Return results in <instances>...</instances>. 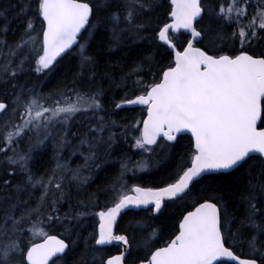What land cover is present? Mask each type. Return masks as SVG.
<instances>
[{
	"label": "snow or ice",
	"instance_id": "1",
	"mask_svg": "<svg viewBox=\"0 0 264 264\" xmlns=\"http://www.w3.org/2000/svg\"><path fill=\"white\" fill-rule=\"evenodd\" d=\"M160 7V0H0V97L12 90L9 103L0 101V264H69L82 237L81 259L72 264H97V259L99 264H128L129 257L136 260L141 245L148 254L140 264H258L257 257L264 264V50H252L264 42V0H230L207 11L202 0H170L171 22L157 25V32L151 24ZM181 29L190 38L178 46L175 34ZM150 30L154 36L146 35ZM126 34L150 45L158 40L174 58L157 68L155 53L147 52L127 71L105 64L113 71L100 73L101 62ZM92 44L94 53L89 51ZM73 54L79 57V70L47 93L41 85L20 82L33 61L34 71L48 77L59 66L58 58L71 59ZM116 68L121 69L118 78ZM117 90L124 95L115 109L143 106L146 118L124 125L108 118L104 98ZM78 116L87 128L82 135H71L79 136L88 155L73 169L61 162L59 149L70 142V125ZM116 127L125 141L130 132H139L132 147L149 159L133 163L122 157L115 177L73 204L71 189L79 194L95 180L83 173L109 162L97 163L102 159L99 149L106 145L105 156L111 155ZM182 133L191 134L188 154L179 157L163 186L130 187L129 173L138 178L154 166V146L168 149L155 161L157 167L167 166L175 147L168 142L178 143ZM54 136L56 166L37 175L34 157ZM241 169L235 186L193 196L206 174ZM237 192L239 215L229 211ZM100 195L104 204L92 212ZM187 197H193L192 210L183 214L178 230L162 247L153 250L154 236L145 233L158 229L144 218L133 216L121 234L115 231L118 218L128 212L159 214L166 201ZM65 203L68 210L61 214ZM89 217L98 218V227L83 236ZM113 244L119 254L105 260L101 249ZM237 248L241 253L247 249L248 258Z\"/></svg>",
	"mask_w": 264,
	"mask_h": 264
},
{
	"label": "trees",
	"instance_id": "2",
	"mask_svg": "<svg viewBox=\"0 0 264 264\" xmlns=\"http://www.w3.org/2000/svg\"><path fill=\"white\" fill-rule=\"evenodd\" d=\"M160 2H161V7L156 12L153 13V19H152V24H151V28H155L156 31H158L159 29L157 25L161 27L163 23L167 21V17H168L167 13L170 11L169 0H160ZM221 2L225 3V6H226L227 3L230 2V0H202L203 7L205 8L206 11L212 8L218 9ZM252 3L255 4V0H252ZM249 11H251V9H249ZM18 23H19L18 20L14 21L13 22L14 25L12 24V28L16 29ZM226 30L228 32H231V28H227ZM107 35L108 33H105L106 37ZM146 35L154 36L155 33L150 30L148 33H146ZM122 38H121L120 45L114 48L113 51L108 53L106 57L104 58V60L101 62V65L99 68L100 73H103V71H113V69L111 68H105L104 67L105 64H112V65L119 64L123 67L124 71H127L128 68L133 64L134 61L138 59L139 56L147 52L155 53L156 61H157V64H156L157 68L166 66L169 60L173 59V55H169L171 51L167 49V46L161 44L158 40H155L154 43L150 45L148 41L137 40L128 34L124 35ZM188 38H189L188 34H185L184 32H179L178 34L175 35V40L178 46L180 44L186 45V40ZM82 42L83 41H81V43ZM197 46H201V45L197 44ZM76 50L78 51V46H76ZM94 50H95V44H92L89 51L94 53ZM180 50H182V48ZM252 50L253 51L264 50V42L257 43ZM59 61L60 63L55 73L49 75L48 77H45L43 74L36 73L34 71L35 62L33 61L32 70L26 71L24 74H22L20 76L21 79L19 78L20 82L21 83L27 82V86L29 87L32 86L33 84L41 85L43 92L47 93L49 90L56 88L57 85L61 81H64L66 77L68 80H71L72 75L79 70L78 69L79 57L76 56L75 54H73L71 59L65 58V59H59ZM114 71H115V75L118 78L119 75L121 74V69L116 68ZM133 79H135V77ZM145 79L150 82L151 75L146 76ZM81 83L83 84L87 83V74H85L84 80ZM80 86H81L80 84L77 85V87H80ZM104 87L108 88L107 81L104 82ZM112 93H113L112 91H108L107 95L104 98L105 112L111 113L110 117L108 118L113 119V120L115 119L118 122V125L135 124L137 120H140V121L143 120L145 116L146 108L144 107H133V108L125 107L124 109H115L114 104L117 103V101H120L121 95L122 94L124 95V91L117 90L115 95ZM11 98H12V90L9 87L7 97H0V100L6 103H9ZM101 114H105V113H101ZM85 125L87 126V124L84 122V117L78 116L76 120L73 121L70 125V132H69V137H68L70 144L68 143L65 145L66 147L64 146L62 149H59L61 162L67 163L69 167L73 169L84 164L83 162L84 154L88 155V151H87V146L84 145L83 147L80 148L82 151L81 154L79 151H78L79 153L76 152V150L79 149V147H77L78 146L77 141H79V138L77 136L73 137L71 133H78L80 135L81 133H83V130L84 131L86 130L85 128L87 127ZM260 126L264 127V125H260ZM140 127H141V124H140ZM112 131L117 133V139H116L115 145H113V148L111 150V155L105 156L106 145H102V147H100L99 149L100 157L103 160L107 159L109 162L106 164H103V168L100 170H97L95 169V167H93V170L91 172H88V171L84 172V175L94 176L95 180L94 182L85 186L83 191L80 192L79 194H77L75 187L71 189L73 204L76 203L77 199H86L88 193L95 192L99 186L109 182L113 178V176H116L120 169L119 161L122 157L127 156L131 158L132 162L139 161L140 159H149L147 154H143L141 150L132 147V145L135 143L134 138L135 136L139 135V132H130L127 141H125V139H123V136L119 135L121 131L120 127L113 128ZM107 135L108 133L105 132L104 133L105 138L107 137ZM54 139L55 137L47 140L45 142V146L37 152L38 154L35 155V158L33 160L34 162H32V168L37 175L44 174L46 171H49L56 166L55 157L57 153L56 152L57 146H56V149L53 147ZM178 141H179L178 143L168 142V143L175 144V147L172 150L171 157L167 161H165L167 166H164L162 164L157 167L155 166V161L163 158L165 153L168 152V149L164 148L162 150L159 145L154 146L155 152L150 158L154 166L151 167L150 170L147 172L139 173L138 178H131V174H129V177H130L128 179L129 186L131 187L133 184H139L142 187L163 186L161 182L164 180H167L169 178V175L175 171L176 164H177L179 157L181 155L188 154L190 137L187 135H180L178 136ZM25 142H26V139L23 142V144H25ZM73 142L77 146H74ZM68 145H70L69 148H68ZM0 147H2V145H0ZM102 159L98 160L97 163H103ZM242 172H243V169H241L240 171H232L231 174L229 173L206 174L205 177L201 179L200 183L195 185L193 189V196H205V197L210 196L213 194V189L217 186H225V185L235 186L236 179L237 177L241 176ZM0 174H2V171H0ZM201 189H206V190L202 191ZM36 195H39V192H37ZM192 198L193 197H187L185 201H166V205L164 208H162L161 213L155 214V215L150 214L147 211H139L136 213L128 212V214L123 216L122 219L118 218V226L116 227L115 231L116 233L121 234L122 229H124L128 225V221L133 216H135L137 219L144 218L148 224L158 229L157 233H152L151 230H149L148 233H145V235L154 236L153 250L155 247H162L164 246L165 242L169 241L174 236L175 232L178 230V224L183 214H185L187 211H189L192 208L191 207ZM233 200L235 202L230 204L229 211L236 212L237 215H239L242 212V209L240 208L238 204L239 192L234 194ZM104 201H105V196L100 195L99 206L91 209V211L95 212L97 210H101V207L104 204ZM67 209H68L67 203L63 204L61 207V214L67 211ZM96 227H97L96 217H89L87 220V227L83 231V236H87ZM48 231H50V234H54V235L57 234L56 230H48ZM83 250H84V244H83V237H82L80 243L76 246L73 254L68 258L69 264H72L73 261L80 260ZM101 251L103 253V258L105 259L106 257L110 255L119 253L120 248L117 247L115 244H113V245L104 247L103 249H101ZM236 251L237 253L246 257L244 253L247 252V249L244 250V253H241V250L239 248H237ZM146 254H148L147 250L142 245L140 247H136V251L134 255L137 258L135 261H133L132 257H129L128 264L140 262V259L143 258ZM84 259L88 260L90 259V257H84ZM257 261L259 263L258 257H257ZM97 264H99V259H97Z\"/></svg>",
	"mask_w": 264,
	"mask_h": 264
},
{
	"label": "bare ground",
	"instance_id": "3",
	"mask_svg": "<svg viewBox=\"0 0 264 264\" xmlns=\"http://www.w3.org/2000/svg\"><path fill=\"white\" fill-rule=\"evenodd\" d=\"M167 23L169 22V20H168V17H167V21H166ZM165 22V23H166ZM14 25V24H13ZM163 26V25H162ZM161 26V27H162ZM159 30V29H158ZM158 32V31H157ZM180 32H183V31H180ZM185 33V32H184ZM178 34V33H177ZM186 34V33H185ZM176 35V34H175ZM188 36H189V38H190V35L188 34ZM123 39V38H122ZM127 41V40H126ZM128 42V41H127ZM160 42V41H159ZM161 43V42H160ZM162 44V43H161ZM166 46V45H165ZM170 50V49H169ZM104 72V71H103ZM21 79V78H20ZM40 82H42V81H40ZM119 92V91H118ZM113 94V93H112ZM123 95V94H122ZM122 95H121V97H122ZM2 102H4V101H2ZM113 102V101H112ZM118 102V101H117ZM6 103V102H5ZM105 103V102H104ZM107 107V106H106ZM112 107V106H111ZM109 108V107H108ZM107 108V109H108ZM129 108H133V107H129ZM113 109V108H112ZM114 110V109H113ZM115 120V119H114ZM81 122H82V120H81ZM79 123V122H78ZM79 126H80V124H79ZM86 126V125H85ZM78 127V126H77ZM86 129V128H85ZM62 131V130H61ZM60 131V132H61ZM84 131V130H83ZM136 135V134H135ZM134 135V136H135ZM26 139V138H25ZM124 139V138H123ZM25 141V140H24ZM50 142V141H49ZM26 143V142H25ZM48 143V142H47ZM52 144V143H51ZM70 144V143H69ZM117 144H118V142H117ZM115 145V144H114ZM121 145V144H120ZM69 146L70 145H68V148H69ZM77 146V145H76ZM78 146H79V144H78ZM102 147V146H101ZM105 147V146H104ZM71 148V147H70ZM85 149V148H84ZM76 151H78V150H76ZM53 152V151H52ZM66 152V151H65ZM86 153V152H85ZM38 154V153H37ZM81 154V153H80ZM65 155V154H64ZM63 155V156H64ZM55 156V155H54ZM60 156V155H59ZM71 156V155H70ZM75 157V156H74ZM35 158V157H34ZM137 160V159H136ZM141 160V159H140ZM102 161H103V159H102ZM34 162V161H33ZM44 163V162H43ZM72 163V162H71ZM112 163V162H111ZM51 164V163H50ZM81 164V163H80ZM40 165V164H39ZM79 165V164H78ZM109 165V164H108ZM34 171V170H33ZM119 172V171H118ZM39 174V173H38ZM84 174V173H83ZM106 176V175H105ZM160 176V175H159ZM113 177H115V176H113ZM163 178V177H162ZM145 182V181H144ZM108 183V182H107ZM74 194V193H73ZM66 206V205H65ZM103 206V205H102ZM98 207V206H97ZM64 209V208H63ZM192 209V208H191ZM190 209V210H191ZM68 210V209H67ZM97 211H99V210H97ZM96 219H97V217H96ZM93 223V222H92ZM97 223H98V219H97ZM95 225V224H94ZM97 228V227H96ZM118 234V233H117ZM52 235H54V234H52ZM242 257H244V256H242ZM246 258H248V257H246Z\"/></svg>",
	"mask_w": 264,
	"mask_h": 264
},
{
	"label": "water",
	"instance_id": "4",
	"mask_svg": "<svg viewBox=\"0 0 264 264\" xmlns=\"http://www.w3.org/2000/svg\"><path fill=\"white\" fill-rule=\"evenodd\" d=\"M169 3H170V0H169ZM168 20H169V22L168 23H170L171 22V18H170V16H168ZM180 31H183L184 32V30L183 29H181ZM177 34V33H176ZM190 35V34H189ZM162 43V42H161ZM197 46V45H196ZM197 47H200V46H197ZM170 51H171V49H170ZM173 58H174V54H173ZM60 58H58V60H59ZM126 107H143V106H139V105H136V106H126ZM146 116H147V109L145 110V116H144V118H146ZM143 118V119H144ZM258 124H259V122H258ZM143 127V125H142V123H141V128ZM180 135H187V136H191V134L190 133H182V134H179V136ZM192 210V209H191ZM191 210H189V211H191ZM186 214V213H185ZM183 217V216H182ZM98 219V218H97ZM182 219V218H181ZM98 223H99V221H98ZM98 223H97V227H98ZM179 225V224H178ZM39 242V241H38ZM116 245V244H115ZM106 247V246H105ZM117 254H119V253H117ZM117 254H114V255H117ZM108 257H106L105 258V260L107 259ZM242 258H246V257H242ZM132 264H140V262H138V263H132ZM259 264V263H258Z\"/></svg>",
	"mask_w": 264,
	"mask_h": 264
},
{
	"label": "rangeland",
	"instance_id": "5",
	"mask_svg": "<svg viewBox=\"0 0 264 264\" xmlns=\"http://www.w3.org/2000/svg\"><path fill=\"white\" fill-rule=\"evenodd\" d=\"M0 101H2V100H0ZM119 102V101H118ZM87 127V126H86ZM62 129H57V131H61ZM63 131V130H62ZM62 131H61V134H62ZM83 133H84V131H83ZM83 133H81L80 135H82ZM55 137V136H54ZM74 137V136H73ZM79 137V136H78ZM58 137H55V139H54V141H53V147L56 149V146H57V144H56V139H57ZM26 142H27V138H26ZM74 143V142H73ZM26 144V143H25ZM77 144H79V146H77V147H79V149H78V151L80 152V153H82V151H81V147H83L84 145H80V140L79 141H77ZM74 146H76V144L74 143ZM86 146V145H85ZM66 147V146H65ZM77 147H76V149H77ZM78 151H76L77 153H79ZM57 152V151H56ZM55 152V153H56ZM59 155H60V152H59ZM56 156H57V153H56ZM84 156H86V154H84ZM140 161V160H139ZM84 162V161H83ZM136 161H134L133 163H135ZM129 174H131V173H129Z\"/></svg>",
	"mask_w": 264,
	"mask_h": 264
},
{
	"label": "flooded vegetation",
	"instance_id": "6",
	"mask_svg": "<svg viewBox=\"0 0 264 264\" xmlns=\"http://www.w3.org/2000/svg\"><path fill=\"white\" fill-rule=\"evenodd\" d=\"M78 137V136H77ZM79 138V137H78Z\"/></svg>",
	"mask_w": 264,
	"mask_h": 264
}]
</instances>
